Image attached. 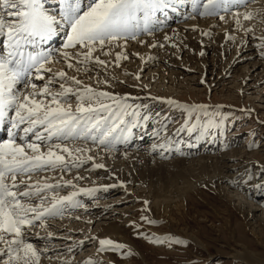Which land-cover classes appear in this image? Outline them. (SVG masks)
Masks as SVG:
<instances>
[{
    "label": "snow or ice",
    "instance_id": "6c2138e0",
    "mask_svg": "<svg viewBox=\"0 0 264 264\" xmlns=\"http://www.w3.org/2000/svg\"><path fill=\"white\" fill-rule=\"evenodd\" d=\"M250 2L53 0L54 6L49 7V0H0V38H3L0 126L8 125V138L0 140V264H40L41 254L47 249H38L32 238L50 239L53 234L47 232L41 237L34 228H43L47 220L84 208L79 199L81 194L93 196L100 189L123 186L125 181L117 178V185L80 187L74 182V179L84 178L79 172L74 179H65L63 173L79 169L85 163L91 164L89 170L105 169L104 163L96 162L97 156L101 152L108 154L120 148L139 147L133 144L137 130H146L152 125L150 133L144 131V135L150 136L149 146L144 150L162 158L180 152L185 137L191 142H209L210 139L214 142L227 137L231 119L225 108L229 106L167 98L169 106L184 112L183 122L170 127L167 118L160 120L158 114L148 111L147 105L136 103L140 97L114 90V83L127 82L110 74L109 68L128 59L129 41L147 44L149 48L163 49L169 45L179 49V33L175 28L171 36L163 33V41L155 38V33L171 26L172 14L176 20L197 17H216L225 23L230 20L233 31H225V41L236 47L243 46L247 41L241 38L237 43L235 36L236 31L242 30L246 37L258 41L260 55L264 56V35H254V29L243 23L254 19L260 10L239 11ZM185 30L199 31L201 36L213 35L209 29L195 24ZM141 37H151L152 42ZM57 38H61L60 46H50ZM203 54L201 51L200 55ZM156 59L158 57L147 55L141 57L142 63L134 71L123 69L125 75L133 76L138 82L130 87L141 90L149 87L139 81L145 67ZM58 62H63L65 68L53 70L52 66ZM73 97L74 105L69 103ZM240 111L252 115L255 110L243 108ZM259 123L264 125V120ZM255 145L253 138L248 147ZM94 151L95 156L91 154ZM122 154L128 155L127 152ZM257 169L264 172V165L257 164ZM57 170V176L32 179L34 173ZM232 171L236 172L231 178L232 185L248 191L249 195L264 196V181L250 184L251 165L243 174L239 169ZM64 188L73 190L61 195ZM142 203L140 220L147 224L159 223L147 214L149 201ZM131 223L136 229L142 227ZM136 235L146 236L156 244L186 243L172 234L159 236L137 231ZM98 245V252L132 254L128 245L111 238L98 239ZM67 251L72 252L73 248ZM84 264L104 262L89 257Z\"/></svg>",
    "mask_w": 264,
    "mask_h": 264
},
{
    "label": "rangeland",
    "instance_id": "374dc122",
    "mask_svg": "<svg viewBox=\"0 0 264 264\" xmlns=\"http://www.w3.org/2000/svg\"><path fill=\"white\" fill-rule=\"evenodd\" d=\"M212 33L214 36H205V39L203 38L202 41H200L202 48L205 46L211 48V45L209 43L206 44L204 40H211L214 38L216 33ZM248 39L250 40H248L246 44L251 43L248 45V49L250 48L253 53V57L257 60L259 59L260 62L262 61L261 63L264 66V56L260 55L261 49L257 47L258 41L256 42V40H252L251 37ZM253 41L256 43H253ZM177 43H180L181 45L179 48L180 50L169 45L170 50L167 49L168 46H165L162 49L164 52L161 48H158L156 50V54H158L156 57H158V59L154 60L152 64H157L159 61H167V63H171V65L174 66L173 62L176 60L177 63H180L179 65L181 67L188 69V76H193V72L197 70L199 71L201 67L198 66L199 63H197V65H194V69L191 67L190 62L186 63L184 57L186 59L188 55L192 57L194 55L201 61V63L205 58H209L211 62L217 61L215 62V66L209 64L210 68H207V65V67L202 68V74L195 75L196 78H194L193 83H195L194 85L196 89L191 88L190 85L192 84L188 85V83H190V79L185 76L181 77V75H178L179 77L176 76L178 80L177 90H170V93L162 90L157 91V89L150 84L148 88L143 90L138 87L133 88L130 87L131 84L128 82L127 84L114 83L112 88L116 90V84L126 87L128 90L125 89V92L129 91L133 97H140L136 103L147 105L148 111L158 114L160 120L167 118V122L170 127H176L183 122L184 112L181 109L169 106L166 103L167 98H173L181 102H203L229 106L225 108V112L230 115L231 119L227 137H221L214 142L211 139L209 142H191L185 137L180 152H174L163 158L159 155H153L148 151L145 152L153 159L150 161L151 165L156 167L157 161L165 164V166H160V169L157 170L158 173L156 172V174H153V178H158L155 182L157 184V188H159L162 184H165L169 190L167 193L169 195H166V197L170 196V198L174 199V206L170 208V212L167 215H165V212L162 210L160 212L158 208V204L160 202H155L153 192L148 191V189L152 187L149 185L145 188L144 184L142 185L140 182H135L131 185H123V188H121L123 190L115 186L117 190H109L111 192H109L107 196H105L106 193H102L105 189H100L94 193L93 196H87V198L86 195L81 194L79 199L83 201L84 207H93L94 205H97V203L101 204L104 200L109 201L108 206L101 204L107 207L105 211H102L103 215H98L93 220L96 221L95 224L97 221L99 222L97 224L99 227L104 225L103 223L117 224L121 235L119 238H111L107 237L108 235L102 234L99 235L95 224L93 223L94 228H91L88 231L89 234L87 231H83V234L79 233L82 235L74 241L76 243H74L73 247L69 246L74 248L72 252L67 251L65 256L64 252H60V259L64 258L65 263L84 264L89 257H92L97 261L102 260L104 264H264V196L249 195L248 191L242 190L231 183V178L236 176V172H233L232 170L239 169L241 174H243V170L248 165H251L253 169V179L250 181V184L254 185L264 181V172H258L257 169V164L264 165V125L259 123V120H264V95L251 92L247 93V90L245 89L251 86L252 80L245 79L246 82L243 84L240 83L242 81L241 77L246 70L240 69L241 73L237 75L240 70L236 72L238 70L236 66L229 68L226 65H222L224 61L221 64L218 63L220 62L218 56L215 55L216 58L214 56L217 49H211L209 52L203 49L201 51H203L204 54L200 55L201 51H196L198 50V47L190 45L191 43L187 40V38L183 37V40H178ZM149 49L150 48L148 47L147 50ZM229 55L232 56L231 53H229ZM128 56H131V53H128ZM222 59H224L223 56ZM136 62L138 63L137 60ZM185 63L186 65H183ZM192 63L194 64L195 62ZM155 66L159 67L158 65ZM241 66L244 67L242 64ZM114 67L115 66H111L113 70L109 68V72L110 70L112 72H110V74L115 75L118 78L120 77L119 80L124 81L123 79L128 75H125L123 69H119L118 66H116V68ZM235 77L236 81H233ZM211 79L213 82H215L214 80H217V83H212ZM202 80L203 83L201 82ZM131 81H134V79ZM155 93L164 99L157 101L153 100L152 97L156 95ZM257 97L261 98V100ZM243 108L254 109L255 111L252 115H248L245 112L240 111V109ZM151 127L152 125L150 124L146 130L136 131V137L133 140V144L139 145V147L127 149L122 148L120 150L123 151H117L116 155H112L116 152L112 151L107 154V157L104 155H98L96 160L107 164L108 158L111 165L120 159H123L125 161L127 160L125 164L127 163L126 165H128L134 154L136 155V153H141V149L144 150L148 147L150 136L144 135L143 132L147 131L150 133ZM141 135L143 137L142 140L140 139ZM253 138L256 141V145L250 148L248 145ZM130 151L133 152V155L130 153L132 156L129 154V156H124L122 154L124 152L129 153ZM179 158L186 159L178 160ZM210 159L213 161H215L214 159L218 160L221 166L213 165L215 162H212ZM202 160H210L209 165L206 166L205 164L204 169L202 168ZM197 161L199 162L197 163ZM138 163L141 164L139 161ZM87 165L89 166L90 163H86V165L81 167L82 169L79 168L75 170L77 172L82 170L83 173L89 172V176L85 177L86 180H81V183H88L87 185H90L92 183L91 181L96 180L100 181V183L107 182L104 181L107 179L103 180V177L101 176L93 173L92 176ZM130 167L132 168V166ZM221 170H223L225 177L218 185V183L215 182V176L219 172L222 174ZM71 172L73 173V171ZM114 176L117 178L116 175ZM110 177L108 178V181L110 180L108 183L111 185H117V180ZM89 182L91 183L89 184ZM189 184H191V186H189ZM66 190L67 189L65 188L62 189L60 194L71 191L69 189L67 191ZM140 193H144L145 195H141ZM179 198L186 200L185 208L178 205L180 203ZM244 198L247 199L249 206L243 202ZM143 200L149 201L148 208L150 209V212L147 214L153 219L160 221L159 223L147 224L140 220L142 209L144 208L142 203ZM250 205H252V207ZM104 206L102 208H104ZM254 207H257L260 210L253 211L252 208ZM248 212H254V216H248ZM106 216H109V219L104 220ZM83 217L84 214L83 216H80L82 220L85 219ZM59 220L61 219L59 218L55 220V222L52 221L53 223L48 222V224L52 223L55 225L59 223ZM60 222L66 224L64 220ZM131 222L141 224L142 227L140 229H136L132 226ZM48 230L53 234L50 227L38 228V230L37 228L33 229V231H39L40 234H45ZM98 230L101 229L98 228ZM137 231L152 233L159 236L172 234L176 237L182 238L186 241V243H176L173 241L171 246L167 243L156 244L151 242L146 236L136 235ZM93 237L96 239H92ZM101 238H111L115 241L128 245L132 254L121 255V253L111 250L98 252V239ZM79 240L83 243H79L81 242ZM39 243H42L43 247L44 244H46L42 241ZM65 245L67 246V243H65L64 246ZM48 253L46 252L45 255L51 257V253ZM64 262L61 261V263Z\"/></svg>",
    "mask_w": 264,
    "mask_h": 264
},
{
    "label": "bare ground",
    "instance_id": "6f19581e",
    "mask_svg": "<svg viewBox=\"0 0 264 264\" xmlns=\"http://www.w3.org/2000/svg\"><path fill=\"white\" fill-rule=\"evenodd\" d=\"M51 6H54L53 0H52ZM258 9L260 10V12H259L258 15L255 16L254 19H252L250 21H244L243 22L245 27H249L250 26V27H252L254 29V35H256V36L264 35V26H262V25H264V0H251V2L247 5V8H240L239 9V11H241V12H244V11H247V10H252V11L255 12ZM172 15H173V20L171 21V26L168 27V28L163 29V31H161V32H157L158 34L155 33V38L156 39H158L160 41H163V33L164 32H167L171 36L172 35V29L175 28V29L178 30V33H179V36L177 38V41L178 40H181V39L183 40V37L187 38V40L191 43L190 45H193L194 47H198V50H196L197 52H200L203 49L206 50V51H208V52L211 49L212 50L217 49V52L214 53V56L215 55L218 56V59L220 61L218 63L221 64L224 61V63L222 65H226L229 68H232L233 66H236L237 69H238L236 72H238L240 69H245L246 70L244 72L243 76L241 77L242 81L240 80L241 81L240 83L243 84L244 82H246L245 79H251L252 80L251 81V86L249 88L245 89V90H247L246 91L247 93H250L251 92V93H259V95L260 94L261 95H264V66L261 63L262 61L260 62L259 59L257 60V59H255L253 57V53L250 50V48L248 49V47H249L248 45L251 44V43H249V44H246L245 43L241 47H236L232 43L226 42L225 39H224V34H225V31L226 30L228 32H232L233 31V25H232V23H231L230 20L227 23L219 21L218 18H216V17H207V18L197 17L195 19H180V20H176L175 19V14H172ZM194 24L195 25H199V28H201V29H209L210 31L216 33V36L214 38H212L211 40H204V42H206V44L209 43L211 45V48H208L207 46H205L203 48L201 47L200 41H202V39L205 36H201V34H200L199 31H191V30H187L186 31L185 30L186 28H189L191 25H194ZM213 24H219L220 26L219 27H216V28H211L210 26L213 25ZM213 36H214V34H213ZM235 36H236L237 43H239V41H240L241 38H244L246 41H248V40H250L248 38L251 37V36H247L246 37L245 34H244V32L242 30L236 31L235 32ZM141 38L142 39H146L149 43L152 42V38L151 37H141ZM256 42L253 41V43H256ZM213 45H215V46H213ZM166 46H168V45H166ZM186 47H188V46H186ZM158 48L159 47H157V48H150L149 50H147L148 49L147 44L141 45V44L136 43L135 41H129L126 51H127V54L128 53H131V56H128V59L127 60H122L123 62L122 61L120 62V65L118 66V68L119 69H125L126 68L130 72L131 71H134L135 69H137L138 66L141 65V63H142L141 57H146L147 55L157 56L158 54H156V50ZM167 49H169V46H168ZM115 51H119V49H116ZM135 53H139L140 55L139 56H136V55H134ZM229 53H231L232 56H230ZM165 54H164V56H165ZM176 54H178V53H176ZM254 54H256V53H254ZM113 56H114V53H113ZM133 56H134L135 59L133 58ZM222 56L224 57V59H222ZM102 58H104V57H102ZM165 58H166V56H165ZM215 58H216V56H215ZM109 59H112V57H109ZM136 60L138 61V63L136 62ZM166 60H169V59H166ZM184 60H186V63L187 62H190V65L193 68L195 67L194 65H197V63H199L198 66H200L201 69H199V71L196 69L197 71H194L193 72V76H188V74H189L188 69H186L185 67L184 68L181 67L179 65L180 63L179 62L177 63L176 60L173 62L174 66L171 65V63H167V61L166 62L159 61L157 64H154L153 65L152 64V62L154 61L153 60L151 62V64H150V66L145 67L144 71L142 72V79L139 81V83H143V84H146V85H149L150 84V85L154 86L157 89V91L162 90V91H167V93L168 92L170 93L171 92L170 90H175V91L177 90V88H178L177 87L178 80H177L176 76L181 75V77L182 76H185L188 79H190V83H188V85L189 84H192V85H190L191 88H195V85H194L195 83H193L194 78H196L195 75L202 74V72H203V69L202 68L203 67L205 68L208 65L207 68H210L209 64H212L213 66H215L216 65L215 62H217V61H213V60H212L213 62H211V60H209V58H205V59H203V61L201 63V61L199 59H197L194 55H193V57L188 55L186 57V59L184 57ZM130 61H132V62H130ZM192 62H195V63L193 64ZM186 63L183 64V65H186ZM240 63L242 65H244V67L241 66ZM155 65H158L159 67H157ZM113 66H115V65H113ZM239 66H241V67H239ZM52 67H53V70H59L61 68H65V65L63 64V62H58V63L54 64ZM114 68H116V66ZM196 68H198V67H196ZM214 70H213V72H214ZM110 72H111V70H110ZM240 73H241V70H240V72L238 74L237 73L236 74L239 75ZM238 78H239V76H238ZM132 79H134L133 76L128 75L123 80L126 81V82H128L131 85L138 83L135 79H134V81H131ZM214 81L215 82H213V80L211 79V82L212 83H217V80H214ZM233 81H236V77L234 78ZM85 82L86 83H90L91 81L85 80ZM212 83H211V85H212ZM115 89L118 92H121V93L125 92L124 91L125 89L128 90L126 87H124L123 85H119V84H116L115 85ZM109 90H112V89H109ZM127 92H129V91H127ZM230 95H232V94H230ZM258 99L261 100V98H258ZM153 100H156V99H153ZM69 103H72L74 105L75 104V98L74 97L71 98L69 100ZM139 143H140V139H139ZM120 149H122V148H120ZM120 149H119V151H123V150H120ZM124 149H127V148H124ZM140 152L141 153H136V155L134 154L135 156L133 155V152H131V151L128 153L130 156H132V155L134 156V158H133V156L131 157V162L128 163V165H126L127 163L125 164V162L127 160L125 161L123 159H120L119 161H117V162H115V163H113V164L110 165V162L108 161V158H107V164L105 163V165H106V168L105 169L90 170L91 174L93 173V174H96L98 176H101V177H103V180L104 179H107V180H104V181H107V182H104V183H100V181H97V180L96 181H91V182H93V184H90L91 182H89L90 185H87L88 183H81V180L82 181L83 180H86L85 177H88L89 176V172H87V173L84 172L83 173L82 170L81 171L79 170L78 172H79V175L81 177H84V178L83 179H80V180H75L74 178H75L76 173H77V171H75V170H77V169H73L72 170L73 173L71 172L72 174L70 172L63 173V176H64L65 179H74V182L75 183L79 182L77 184L80 187H98L100 185H111L110 183H108V182H110V180L108 181V178L110 176L114 180H117V178H119L120 180L125 181V184L124 185H126V184L131 185V184H134L135 182H140V183H142V185L144 184L145 188L150 185L152 188H149L148 191L153 192V197L155 198V202H157V203L160 202L158 204V208H159L160 212L162 210L163 212H165V215H167L170 212V208L172 206H174V199L173 198H170V196H167L166 197V195H169V194H167L169 192V190L167 189V187L165 186V184H162L159 188H157V186H156L157 184L155 182H156V180L158 178H156V177L153 178V174H156L157 170L160 169V166H165V164L164 163H159L157 161L156 162L157 166L155 167V166H153V165L150 164L151 163L150 161L153 160V159L149 155H147L148 153L146 154L145 153L146 151L145 150H142V149L140 150ZM91 154L95 156L96 155V152L94 151ZM116 154H117V151L114 152L112 155H116ZM234 154H235V152H234ZM103 155L105 157H107V154L105 155L103 152H101L99 154V156H103ZM116 158H113V159H116ZM185 159L186 158H181V159L179 158L178 160H185ZM204 160L201 161L202 162V168L203 169L205 167V164H206V166L209 165V161L210 160L212 162H215V164H213V165H219V166H221L220 163H219V161L216 160V159H214L215 161H213L212 159H210L208 161H204ZM138 161L141 162V164H139ZM96 162H100V161H97L96 160ZM108 162H109V166H108ZM198 162L199 161H197V163ZM195 163H196V161H195ZM84 165H86V163ZM130 166H132V168ZM190 166H191V164H190ZM88 167H87L88 170L91 169V164ZM109 169L111 170L110 172L108 171ZM165 169H163V170H165ZM58 171L56 173H54V172H50V173L38 172V173H36V178H37V180H39L40 177H42V176H57L58 175ZM221 171H222V174H221V172H219L215 176V178H216L215 182L218 183V185H219L220 181L223 180L224 177H225L224 174H223V170H221ZM67 174H69V175H67ZM93 174H92V176H93ZM113 174L116 175L117 178ZM36 178L33 179V180H36ZM49 182H51V181H49ZM189 186H191V184H189ZM116 187L119 188V189L123 188V186H119V185L116 186ZM116 187L115 188L108 187L102 193H104V194L106 193L105 196H107V194H109V192H111L112 190H117ZM127 187H129V186H127ZM65 189H67V190L68 189L69 190H73L71 188H65ZM109 190H111V191H109ZM121 190H123V189H121ZM107 191H108V193H107ZM65 194H67V193H64V194L61 193V195H65ZM140 194L141 195H145L144 193H140ZM86 198H87V196H86ZM179 201H180V203L177 202V203H179L178 205L181 206L182 208H185V206H186V200L183 199V198H179ZM81 202L83 203V201H81ZM108 202L109 201L104 200L101 204H104V205L108 206ZM243 202L246 203V204H248V201H247L246 198L243 199ZM101 204L97 203V205H94L93 207H90L89 206V207H84V208H76V209H73L70 213L64 215L63 217H57L55 219L48 220V222H52V221L57 220L59 218L61 219V220H59V223H57V224L54 223L55 225L52 224L53 222L52 223H49V224L47 222V223H45V226L43 227V228H49L50 227V230L53 232L52 238H50V239H48V238L38 239V238H35V237L32 238V242L36 245V247L38 249H47V253L48 252L51 253V255H50L51 257L46 256L45 253H42L41 254V259H40V264H57V263L58 264H70V263H65L64 262L65 261L64 258L63 259H60V257H61V255H59L60 252H64V256H65L67 254L66 248L67 247L69 248V246H72L73 247L74 243H76L74 241L77 240L79 238V236H81L83 234L82 233L83 231L84 232L85 231L88 232L91 228H94L93 226H94V224H95L96 221L93 220V219L95 217H97L98 215H103L102 211L103 210L105 211V209L107 208L106 206L101 205ZM103 206H104V208H102ZM248 206H249V204H248ZM250 206L252 207V205H250ZM187 207H188V205H187ZM85 209H87V210H85ZM252 209H253V211L260 210L257 207H254ZM83 214H84V217L83 218H85L84 220H82L80 218V216L81 215L83 216ZM249 215L251 217H253L254 216V212H252V213H249L248 212V216ZM76 217H79V219H76ZM106 219H109V216H106L104 218V220H106ZM63 220L66 222V224L60 222V221H63ZM73 222H75V223H73ZM98 223L99 222L97 221V223L95 224V227H96L99 235L100 234H102V235H108L107 237H111V238L112 237L113 238H119V236L121 235L120 232H119V227L117 226V224H114V223H103L104 225H101L100 224L101 226L99 227V225H97ZM98 228L101 229V230H98ZM44 231H45V229H44ZM97 231H95V232H97ZM47 232H50V231L48 230V231H46V233ZM93 232H94V229H93ZM46 233L45 234H40V236L41 237H45L46 236ZM79 233H82V234H79ZM254 233H256V232H254ZM88 234H89V232H88ZM67 237H70V239H68ZM122 238H124V237H122ZM41 241L43 243H46V244H44V247H43L42 243H39ZM79 241H81V240H79ZM96 242H97V240H96ZM65 243H67V246L65 245L66 247L64 246ZM46 247H48V248H46ZM61 261H63L64 263H61Z\"/></svg>",
    "mask_w": 264,
    "mask_h": 264
}]
</instances>
